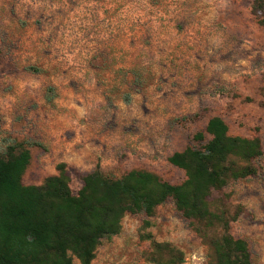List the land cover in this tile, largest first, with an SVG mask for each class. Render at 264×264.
Masks as SVG:
<instances>
[{
	"label": "rangeland",
	"instance_id": "obj_1",
	"mask_svg": "<svg viewBox=\"0 0 264 264\" xmlns=\"http://www.w3.org/2000/svg\"><path fill=\"white\" fill-rule=\"evenodd\" d=\"M254 3L0 0V152L30 149L28 186L58 174L61 148L74 162V194L97 168L112 178L147 170L179 185L186 173L169 158L203 149L211 137L194 136L221 116L231 135L259 137L263 155L254 176L214 192L211 208L247 241L252 264H264V26ZM97 52L105 57L94 62ZM201 232L169 199L150 216L126 214L92 264H155V243L180 250L182 264H212Z\"/></svg>",
	"mask_w": 264,
	"mask_h": 264
},
{
	"label": "trees",
	"instance_id": "obj_2",
	"mask_svg": "<svg viewBox=\"0 0 264 264\" xmlns=\"http://www.w3.org/2000/svg\"><path fill=\"white\" fill-rule=\"evenodd\" d=\"M264 0H255L253 13L264 26ZM203 149L175 152L169 162L185 171L179 185L167 183L147 170H132L112 178L97 168L83 178L74 194L67 164L40 186L25 185L23 177L31 153L21 144L0 152V264H92L105 238L122 231L126 214L152 215L156 208L173 199L186 219L196 222L212 250V264H252L249 245L229 232V219L211 208L214 192L231 182L257 173L262 157L259 137L233 136L225 120L212 117L205 131L194 139ZM220 228V236L205 232ZM155 264H182L183 253L168 244L155 243ZM167 255L168 257H165Z\"/></svg>",
	"mask_w": 264,
	"mask_h": 264
},
{
	"label": "crops",
	"instance_id": "obj_3",
	"mask_svg": "<svg viewBox=\"0 0 264 264\" xmlns=\"http://www.w3.org/2000/svg\"><path fill=\"white\" fill-rule=\"evenodd\" d=\"M145 32V31H144ZM148 33H149V31H148ZM149 35V34H148ZM150 36V35H149ZM162 50H164V48H161L160 49V51H162ZM153 55L152 56H154V57H156L157 55H156V53L154 52V53H152ZM102 61H104V59L103 58H101V60H99V62L98 63H100V62H102ZM95 62V61H94ZM137 94H140V93H142V92H136ZM49 100H51V99H49ZM164 103H166L168 106V108H170L171 107V99L170 100H164ZM221 117V116H220ZM211 119V118H210ZM209 119V120H210ZM226 122V121H225ZM242 137V136H241ZM28 150H30V149H28ZM30 153H31V163H32V160H33V158H34V156H33V154H32V152L30 151ZM54 155H55V157H57V158H60L61 159V161H60V164L61 163H65V164H67V167H68V164H74V162H72V159H71V155L70 154H68L67 153V151L66 150H64V148L62 149H59V150H57L56 149V151L54 152ZM30 163V164H31ZM95 171V170H94Z\"/></svg>",
	"mask_w": 264,
	"mask_h": 264
},
{
	"label": "built area",
	"instance_id": "obj_4",
	"mask_svg": "<svg viewBox=\"0 0 264 264\" xmlns=\"http://www.w3.org/2000/svg\"><path fill=\"white\" fill-rule=\"evenodd\" d=\"M93 58L91 59L92 61L96 60L97 57H105L101 52H97L95 55L92 56Z\"/></svg>",
	"mask_w": 264,
	"mask_h": 264
}]
</instances>
